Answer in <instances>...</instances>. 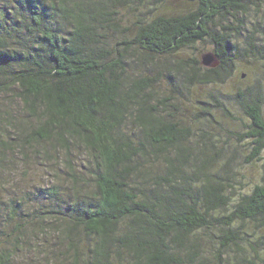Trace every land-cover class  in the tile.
Wrapping results in <instances>:
<instances>
[{
  "label": "trees",
  "instance_id": "1",
  "mask_svg": "<svg viewBox=\"0 0 264 264\" xmlns=\"http://www.w3.org/2000/svg\"><path fill=\"white\" fill-rule=\"evenodd\" d=\"M150 1L0 0V264H264V0Z\"/></svg>",
  "mask_w": 264,
  "mask_h": 264
},
{
  "label": "rangeland",
  "instance_id": "2",
  "mask_svg": "<svg viewBox=\"0 0 264 264\" xmlns=\"http://www.w3.org/2000/svg\"><path fill=\"white\" fill-rule=\"evenodd\" d=\"M165 1V2H164ZM166 2L170 5H175V6H178L179 3L177 0H152L148 3V6L151 7V8H158V6H162V3L163 4H166ZM154 10V9H153ZM243 72V69L241 67H239V69L237 70L236 72V75L238 76L239 74H241ZM235 75V76H236ZM238 85H240V87L242 86H245L246 84V81H240L237 83ZM44 179H47L46 177H44ZM36 184H39V180L37 179L36 180Z\"/></svg>",
  "mask_w": 264,
  "mask_h": 264
},
{
  "label": "water",
  "instance_id": "3",
  "mask_svg": "<svg viewBox=\"0 0 264 264\" xmlns=\"http://www.w3.org/2000/svg\"><path fill=\"white\" fill-rule=\"evenodd\" d=\"M217 62L218 60L216 56L210 52L201 55V63L204 66L214 67L217 64Z\"/></svg>",
  "mask_w": 264,
  "mask_h": 264
}]
</instances>
